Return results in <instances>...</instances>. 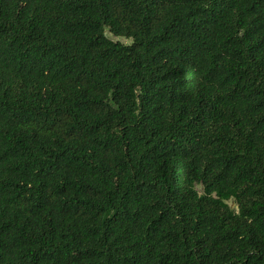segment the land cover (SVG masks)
<instances>
[{"label": "trees", "instance_id": "trees-1", "mask_svg": "<svg viewBox=\"0 0 264 264\" xmlns=\"http://www.w3.org/2000/svg\"><path fill=\"white\" fill-rule=\"evenodd\" d=\"M0 264H264V0H0Z\"/></svg>", "mask_w": 264, "mask_h": 264}]
</instances>
